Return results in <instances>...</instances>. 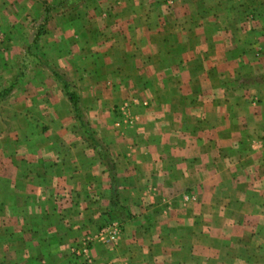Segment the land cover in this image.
<instances>
[{"label":"crops","instance_id":"obj_1","mask_svg":"<svg viewBox=\"0 0 264 264\" xmlns=\"http://www.w3.org/2000/svg\"><path fill=\"white\" fill-rule=\"evenodd\" d=\"M1 28L0 264H264V0H0Z\"/></svg>","mask_w":264,"mask_h":264},{"label":"rangeland","instance_id":"obj_2","mask_svg":"<svg viewBox=\"0 0 264 264\" xmlns=\"http://www.w3.org/2000/svg\"><path fill=\"white\" fill-rule=\"evenodd\" d=\"M89 1V0H88ZM23 9H25V8H21V10H23ZM89 10H91V8L89 7V8H87V7H85V9H84V15L86 16L87 14H88V12H89ZM93 12V11H92ZM90 13V12H89ZM21 20V19H20ZM45 20V18H44V9L41 7L40 8V22H38V23H36V26L37 27H34V23H32V24H24L23 23V20H21V24H22V29L21 30H23V32H25L26 33V35H25V37H24V39H23V47H24V49H26L25 50V52H29V53H31V51H29V49L30 48H32L31 50H33V47L31 46V45H33V43H34V41L36 40V42H38V45H39V42H40V37H39V35H41V34H43V32L44 31H46V30H48V25H49V22H47V21H44ZM91 20H92V22H90V20H89V22H90V26H92L93 27V29L95 30V29H97V27H96V22H95V17L93 16L92 18H91ZM94 22V23H93ZM95 25H93V24ZM47 24V25H46ZM12 26V25H11ZM13 28V27H12ZM11 30V29H10ZM10 30H9V32H10ZM0 32L1 33H3V32H5L2 28L0 29ZM30 34H35L34 35V37L30 40V39H28L29 37H30ZM1 36V35H0ZM34 38H35V40H34ZM8 41H9V43H11V40H9L8 39ZM40 47H43V44H40L39 45ZM15 58V57H14ZM17 58V57H16ZM30 62H32V61H29V63ZM15 64V63H14ZM77 110V109H76ZM71 116H72V118H73V120L76 122L75 124H78V127H80V128H83V130H84V134H85V139L86 140H88V139H90V138H92L93 139V135H92V133L93 132H95V129H94V127L91 125V121H90V119H83V118H79V115H78V113H77V111L76 112H74V110H73V108L71 107ZM78 118V119H77ZM108 222H110V221H106V222H104V223H102V225H104V224H106V223H108ZM101 225V226H102ZM84 243H86V242H84ZM89 245H91V244H89ZM87 246V245H85V246H82L81 247V250H79L78 249V253L80 254V255H83V256H85V257H88V255H87V253H86V250L90 247V246ZM83 247H85V250L83 251L82 250V248ZM75 252V251H74ZM74 254H76V253H74ZM84 258V257H83Z\"/></svg>","mask_w":264,"mask_h":264},{"label":"built area","instance_id":"obj_3","mask_svg":"<svg viewBox=\"0 0 264 264\" xmlns=\"http://www.w3.org/2000/svg\"><path fill=\"white\" fill-rule=\"evenodd\" d=\"M117 227L115 226V224H113L112 222H108L102 226H100V228L98 229V233H105L109 236H114L115 233L117 232ZM87 239L89 238L88 236L86 237ZM82 250H85V247L82 248Z\"/></svg>","mask_w":264,"mask_h":264},{"label":"trees","instance_id":"obj_4","mask_svg":"<svg viewBox=\"0 0 264 264\" xmlns=\"http://www.w3.org/2000/svg\"><path fill=\"white\" fill-rule=\"evenodd\" d=\"M62 85H63V89L65 90V93H66L67 96H68V99H69V101H70V103H71L72 108H73L74 110H76V109H77V105H76L77 97H76V94H75L72 90H69V89L67 88L65 82H63Z\"/></svg>","mask_w":264,"mask_h":264}]
</instances>
